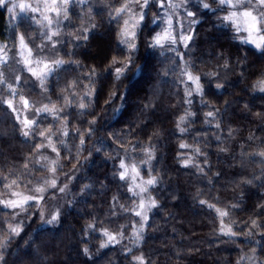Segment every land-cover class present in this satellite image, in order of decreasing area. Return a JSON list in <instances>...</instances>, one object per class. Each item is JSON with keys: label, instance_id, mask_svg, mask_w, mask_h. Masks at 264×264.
<instances>
[{"label": "trees", "instance_id": "16d2710c", "mask_svg": "<svg viewBox=\"0 0 264 264\" xmlns=\"http://www.w3.org/2000/svg\"><path fill=\"white\" fill-rule=\"evenodd\" d=\"M122 2L87 0L68 9L54 48L64 63L46 79L42 95L36 91L57 110L39 115L28 137L8 106L20 89L10 90L7 81L21 22L8 4L0 6V56L10 52L0 64L6 82L0 85V199L46 175L41 133L48 129L58 172L73 178L69 203L54 224H42L35 205L19 222L0 205V236L8 224L22 228L0 264H137L138 256L146 264H264V157L257 155L264 151V92L256 86L264 79V54L242 42L223 21L227 9L214 0H207L211 9L190 6L193 39L175 51L149 46L157 30L151 1L134 29L136 48L128 49L120 42L127 16L113 11ZM114 58L126 67L113 65ZM186 62L202 92L181 75ZM116 67H125L119 80ZM122 158L147 162L150 173L141 165V174L156 180L148 193L157 206L139 241L133 236L142 223L135 215L139 197L128 178L120 179ZM12 180L17 185L9 189ZM201 200L227 209L225 221L237 235H221L216 213ZM106 230L117 242L101 247Z\"/></svg>", "mask_w": 264, "mask_h": 264}, {"label": "snow or ice", "instance_id": "6c2138e0", "mask_svg": "<svg viewBox=\"0 0 264 264\" xmlns=\"http://www.w3.org/2000/svg\"><path fill=\"white\" fill-rule=\"evenodd\" d=\"M73 0H38L37 6H33L31 4H13V8H20L23 10L30 9L33 13L39 12L42 16V19L44 22V26L49 29V33L46 34V38L48 40H51L52 37L59 35L58 31L52 30V25L55 23L58 27L59 25V18L63 16V18H68V12L67 7L70 3H72ZM79 3H84V0H77ZM159 7L164 8L167 6L168 9L171 10V13L167 15V25L168 27L164 29L162 32L155 35L152 39V42L150 43V47L152 48H165L166 46L171 47L173 45H176L177 43H180L183 45V47L188 48L189 43L192 41L193 36L190 34L191 29H189V33H183L182 31L179 34V37L173 33V19L172 16L175 14L176 9L181 7V3H176L174 0H156ZM214 2L224 8L230 10L229 14L223 17V21H226L230 25H232L236 32L243 33L245 35V39L242 41L243 43L251 44L256 50L264 54V0H214ZM8 3H11V0H0V6H6ZM40 3L43 4V11L40 8ZM150 0H123L121 3V6L119 8L114 9V14L116 17L123 18L124 16H127L128 19H124L123 21V29L120 32L121 40L120 42L124 44L128 49L135 50L136 44L134 43L136 38V32L134 31L135 28H137L140 23H142L145 20V14L144 12H137L135 10L136 6H138L140 9H146L149 7ZM201 6L204 9H211V4L207 2V0H201ZM48 11L54 12L56 19L54 20L52 16H49L47 14ZM112 15V13H110ZM188 16H194V13L188 12ZM131 21V23H130ZM195 22V21H193ZM92 27H95V25H92ZM87 29H84L82 31H86ZM86 38V37H85ZM19 44L21 49H26L28 57L32 56V49L28 47L27 43L25 42V37L23 34L19 35ZM5 46H0V49H2ZM173 51H175V48H172ZM23 55V53H22ZM7 58L6 56H0V64H6ZM25 65L29 64V59L25 58L24 60ZM36 65L43 66V69L46 71L37 72L33 70L31 67L29 68V71L32 73L33 76H36L37 79L41 80L43 82L44 78L51 72L54 71V69L50 66L49 63L43 61V60H36ZM53 63L58 67L64 63L63 60H55ZM117 63H125L126 62L118 61L115 58L112 61V64L115 65ZM125 67H116L114 68V75L117 80L121 78L125 71ZM95 70L93 69V74ZM2 73H0V85L5 84L6 82L2 78ZM181 75L186 77L187 80L194 84L196 86L195 90L197 92H202V88L200 85V77L197 75H194L191 71H189L187 67V62L185 69L181 72ZM211 75V74H209ZM260 91L264 92V79L257 81L256 85ZM222 87V85L217 84V88ZM11 90V86H9ZM191 93L189 92V95ZM25 106L29 105V102L27 100L22 101ZM8 106L10 108L13 107L12 101H8ZM81 108L85 107V105L81 104ZM56 105H52V107H48L45 105L44 107L38 109V111H46L49 113H54L56 111ZM208 116L212 117L214 116L213 112H209L207 114ZM56 119H59V117H56ZM185 119L182 117L180 123H184ZM26 128H30L35 122L25 120L23 121ZM181 132L184 131L183 128L180 129ZM64 135L67 134L65 131L63 133ZM23 135L25 137H28L30 135L29 131H24ZM53 135L52 130L48 129L46 132H42L41 136L48 141L47 145H41V147H48L51 149V151L56 152L57 156H59V152L57 151L56 146L54 145L51 136ZM63 143V141H61ZM81 143H83V140H81ZM190 146L187 144H181L180 148L185 149L189 148ZM194 152L199 153V148L192 149ZM149 156H151V152L148 153ZM257 155L264 157V151H261L257 153ZM42 160H44L46 163L42 164L41 166L44 168H47L50 172L55 174L57 168L58 161L57 160H48L47 156H42ZM39 162V161H37ZM190 162L186 161L184 166H188ZM24 167H28V165H24ZM62 167V165H60ZM120 167L122 169H125L124 172H121L119 174L120 179H126L128 178V168L124 163H121ZM132 171L136 173V176L139 175L138 172H136L135 167L133 166ZM133 180H135V176L132 177ZM156 180L155 178L148 179L144 181V184L146 185H155ZM248 183H251V181H248ZM13 185H17L16 180H12L11 184H8L7 187L9 189L12 188ZM46 186L56 188V180L54 178L48 179L43 181V184L39 187H34L31 191L32 193H35L34 195H25L22 192L18 191H11L10 195L13 197H16V199H0V205L6 208H11L13 210L19 209L20 212L27 211V208L29 205L38 204L43 199V194L46 191ZM135 187L140 189V193H143L147 191V188H145L142 185H135ZM60 191H63V189H59ZM140 193L133 192V195H139ZM200 203L206 204V206L210 209H212L217 216V219L219 220V232L221 235L226 236H236L237 233H235L231 227L230 224L226 223L225 218L229 216V211L227 209H221L217 208L214 204H208L206 201L201 200ZM149 207H156L157 203L155 200L149 201ZM235 207V205H233ZM138 208L141 210L145 209V204L143 198H141V202L138 205ZM136 216H139L141 218L142 222L147 221L148 217L146 215L145 211H136ZM59 220V213L53 214L49 219L44 221V224H54L58 222ZM253 228L258 227L256 224V221H252ZM91 227V225L89 226ZM22 231V228L19 224L12 225L8 224L7 231L3 232V236H0V262L3 260L2 256V250L7 247L8 240L12 236H18L20 235ZM142 232H143V223L141 224V228L137 229L133 236L134 239L139 241L142 239ZM103 235L107 238L104 243H101V247H107L109 243L117 242L116 235L111 234L107 230L103 233ZM85 254L88 253V249H84ZM137 264H146L144 258L142 256L136 257Z\"/></svg>", "mask_w": 264, "mask_h": 264}, {"label": "rangeland", "instance_id": "374dc122", "mask_svg": "<svg viewBox=\"0 0 264 264\" xmlns=\"http://www.w3.org/2000/svg\"><path fill=\"white\" fill-rule=\"evenodd\" d=\"M154 1L157 6V14L155 16V23L157 24V30L155 32V35L162 32L164 29L168 27L167 25V15L171 13V10L165 6L164 8L159 7L156 0H150ZM176 3H181L182 6L176 9L175 14L172 16L173 19V33L176 34L179 37L180 32L188 34L189 29H192L193 24V16H188V12H192L191 5L192 4H200L201 0H174ZM38 0H11V3H8L9 9L11 10V14H13V18H15L17 21L21 22V27L19 34L16 38V51L14 52L15 58H12V64L9 63V76L11 78L10 83L7 81V85L9 88V85L20 87L19 93H15L13 91V96L16 97V101L13 102V109L16 112L18 118L21 120L23 127L25 131H29L36 125L38 116L44 115L46 113L49 114V112L46 111H38V109L44 107L46 104L44 102V98L41 97L42 93H40V89L46 87V79L53 73L51 71L41 82V80L37 79L36 76H33L32 73L29 71V68L31 67L33 70L37 72L46 71L43 69V66H37L35 61L36 60H43L50 64V66L54 69V71L59 67H57L53 61L60 60L59 54L55 52V46L59 42V35L52 37L51 40H48L46 38V34L49 33V29L44 26L46 22L43 21L42 16L39 12L33 13L30 9L28 10H21L20 8H13V4H31L33 6H37ZM87 3V0H84V3H79L77 0H73L72 3H70L67 7L68 9L71 6H75L76 8L78 6L84 5ZM40 8L43 11V4L40 3ZM135 10L137 12H144L146 14V9H140L138 6H136ZM93 11V9H91ZM230 10H226L225 16L228 15ZM193 13V12H192ZM47 14L49 16H52L55 20V13L48 11ZM128 19V17H127ZM65 18L61 16L59 18V25L54 23L52 25L53 31H60L64 25ZM131 23V21H130ZM136 30V28H135ZM23 34L25 37V42L27 43L28 47L32 49V56L28 57L27 50L21 49L19 44V35ZM191 34V32H190ZM154 35V36H155ZM239 36L242 40H244L246 37L243 33H239ZM251 45V44H250ZM182 47L183 45L180 43H177L176 45L171 46L170 48H178ZM9 51L4 54L7 58V63L9 62ZM23 53V55H22ZM25 58L29 59V64L25 65L24 60ZM6 63V64H7ZM35 91V92H34ZM36 91H39V93H36ZM27 100L29 102L28 106H25L22 101ZM29 120L34 121L35 123L30 127L26 128L23 121ZM48 141L45 143L47 145ZM43 156H47L48 160H57V153L51 151L50 148L44 147V153ZM128 159V158H127ZM126 158H122L120 160V163H124L128 168V179L131 182L132 187L134 188L135 192L140 193V189L135 187V185H142L145 188H147V191L140 193L137 195L139 197V204L141 202V198L144 200L145 209L141 210L138 209V211H145L146 215L149 219L152 207H149V201L152 200L151 195L148 193V185L144 184L145 179L140 171V166L146 168V171L150 173V167L145 163H138L135 160H127ZM59 164V163H58ZM57 164V165H58ZM133 166L136 169V172L139 173L138 176H136V173L132 171ZM57 170L55 174L47 170L46 175L40 180V182L36 183L32 187L24 188L23 190L17 189V190H11V191H18L22 192L25 195H34L35 193H32V189L34 187H39L43 184V181L54 178L56 180V188L46 187V191L43 194V199L38 204H33L36 206L37 210L39 211L41 223L43 224L45 220L49 219L53 214L59 213V217L61 215V212L66 210V207L69 203V195L71 190V184L73 181L72 177H68L66 173L58 172V166H56ZM123 172L125 169H122ZM135 176V180L132 179V177ZM149 178V177H148ZM151 179V176H150ZM59 189H63V191H60ZM10 191V192H11ZM9 194L6 196L5 199H16V197H13ZM11 209V208H10ZM13 210V209H12ZM14 211V218L16 219V222L22 221V218H24V212H20L19 209L13 210ZM147 219V221H148ZM143 223V227L146 224V222ZM141 223V224H142Z\"/></svg>", "mask_w": 264, "mask_h": 264}]
</instances>
